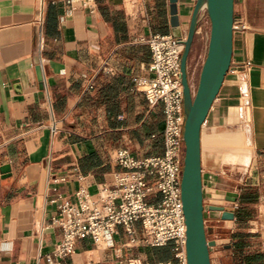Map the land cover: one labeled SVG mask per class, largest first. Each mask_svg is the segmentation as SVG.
<instances>
[{"label": "crops", "instance_id": "obj_1", "mask_svg": "<svg viewBox=\"0 0 264 264\" xmlns=\"http://www.w3.org/2000/svg\"><path fill=\"white\" fill-rule=\"evenodd\" d=\"M238 1L232 64L201 131L212 264H264L245 212L264 187V14L246 0L238 12ZM195 2L178 0L185 28ZM170 20V0H97L94 12L67 0H0V264H182L174 242L145 241L141 221L133 232L118 225L101 245L88 237L71 255L53 253L62 238L53 198L81 187L96 194L122 170L119 148L136 158L164 153V103L151 105L135 78L149 74L148 39L172 33ZM208 23L203 10L188 72L205 60ZM229 192L238 197L226 206Z\"/></svg>", "mask_w": 264, "mask_h": 264}, {"label": "built area", "instance_id": "obj_2", "mask_svg": "<svg viewBox=\"0 0 264 264\" xmlns=\"http://www.w3.org/2000/svg\"><path fill=\"white\" fill-rule=\"evenodd\" d=\"M67 2L72 5L81 3L90 12L97 7V0ZM43 22L44 7L41 4L38 23L42 26ZM240 27L244 28V25ZM187 29L181 26L178 34L151 36L148 39L152 52L149 74L135 78V88L151 105L164 103V153L136 158L128 149L119 148L113 161L122 170L115 172L111 181L100 184L96 194L81 187L74 196L53 198L52 202L57 204L59 211L53 223L62 228L61 241L53 251L55 256L71 255L76 250L77 241L88 237L101 245L118 225L133 232V223L141 221L146 242L154 246L174 242L177 257L182 264H187V224L182 200L185 112L181 77V56ZM242 65L243 70L250 71L253 62L246 59ZM158 194L160 198L154 199ZM260 202H264V195ZM254 226L264 252V205L259 206ZM129 264L150 263L133 258Z\"/></svg>", "mask_w": 264, "mask_h": 264}, {"label": "water", "instance_id": "obj_3", "mask_svg": "<svg viewBox=\"0 0 264 264\" xmlns=\"http://www.w3.org/2000/svg\"><path fill=\"white\" fill-rule=\"evenodd\" d=\"M205 11L209 23V37L205 60L202 64L196 89L189 79L190 53ZM172 33L181 30L178 0H170ZM235 0H196L184 41L181 56V77L184 87V144L185 155L182 173V200L187 224V264H212L210 247L215 244L207 235L204 216V186L201 161V131L231 67L234 47ZM42 81L41 67H38ZM232 205L237 193H228ZM224 219H234V211L225 210Z\"/></svg>", "mask_w": 264, "mask_h": 264}, {"label": "rangeland", "instance_id": "obj_4", "mask_svg": "<svg viewBox=\"0 0 264 264\" xmlns=\"http://www.w3.org/2000/svg\"><path fill=\"white\" fill-rule=\"evenodd\" d=\"M242 1L243 0H239L238 1V12H242ZM246 1L248 2V5L250 6V8L253 9V7L257 6L259 8V10L263 11V14H264V0H246ZM248 11H249V9H247V12ZM262 21H264V18H263ZM238 23L239 24L244 23L242 14L238 18ZM209 26L210 25L208 23V30H209ZM207 46L205 47V50H207ZM200 50H202V48H200ZM199 71H201V69H200L199 66H197V69L195 71L189 72V79H190V82L192 84L193 89H196V87H197L198 80H199V75H200ZM262 192H263L262 195H264V187L262 188ZM260 205H264V202H260V200H259L257 206H248L246 211H245L246 213L252 212V215H253L252 220H253L254 224H255V220H256V217H257V212H258V209H259ZM253 227H255V226L253 225Z\"/></svg>", "mask_w": 264, "mask_h": 264}]
</instances>
